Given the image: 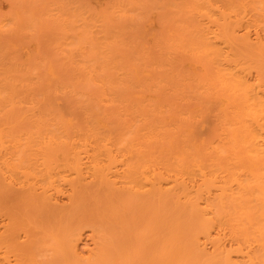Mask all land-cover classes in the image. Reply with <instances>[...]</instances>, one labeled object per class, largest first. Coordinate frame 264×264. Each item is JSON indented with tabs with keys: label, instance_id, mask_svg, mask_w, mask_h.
<instances>
[{
	"label": "bare ground",
	"instance_id": "1",
	"mask_svg": "<svg viewBox=\"0 0 264 264\" xmlns=\"http://www.w3.org/2000/svg\"><path fill=\"white\" fill-rule=\"evenodd\" d=\"M32 1L13 0L24 26H35L22 14ZM211 1H187L196 62L175 66L173 81L161 85L172 97L163 117V97L144 89V131L114 104L138 81L122 71L118 78V61L93 36H82L90 47L77 36L87 58L75 75L56 80L23 112L18 105L35 100L30 83L16 67L1 68L0 58V264H264V0H223L227 10ZM131 25L134 42L146 27L137 33ZM136 46L132 59L152 62L147 46ZM90 48L101 50L99 62Z\"/></svg>",
	"mask_w": 264,
	"mask_h": 264
},
{
	"label": "rangeland",
	"instance_id": "2",
	"mask_svg": "<svg viewBox=\"0 0 264 264\" xmlns=\"http://www.w3.org/2000/svg\"><path fill=\"white\" fill-rule=\"evenodd\" d=\"M17 1H20V0H17ZM52 1L51 0H37V1L33 0L30 3L27 2L26 9L25 11H22V14L23 15L31 14L30 18L34 20L35 26L32 27L31 24H33V22L31 23L30 21L29 22L30 26H28L27 24L28 22H26V26H28L26 27L23 25L21 19L18 17V9L13 4V0H0V21H1V24H0V58L2 60L1 68L8 67V66H11L12 68L13 66L16 67L18 71L20 72V76L24 80H26V82L30 83V91L32 93L31 96H35V100L32 97H27L25 102L20 103L18 105V107L21 109L20 110L21 112L25 110L35 109V103L36 105L39 104L38 100L44 96V92L47 91L49 86L53 84L56 80L60 78L66 81L75 75V73L77 72V67L82 64L81 62L82 56L86 57L82 53V52H85L86 54V51H87V50L85 51V49L84 51L82 50L83 48H86V45L84 47L85 43L83 44V42L85 41V38L87 36H85V38L82 37L85 32L86 33L85 35L88 34L87 38H89V40L91 39L90 37L93 36L92 39L94 38L96 40H99V42H102L104 46L102 47L104 48L102 49V51L104 52L106 50L104 54L106 55L108 54V57L111 55L114 58V59L111 58L110 60L109 59L110 57H109L108 59L104 60L106 55L105 56L101 55L103 61H106V60L112 61V59H113L112 63L113 62L116 63V61H118L117 64H115V67L117 65L118 66L117 70L119 71L118 69L119 67L122 68V70L117 72V70L115 71V69L112 68L113 73L115 72L118 73V78L120 76V72L122 71L124 72V74L121 73L122 77L125 75H128V76H125L126 77L125 81L127 80H130V81L137 80L138 81L136 84L132 85L127 95H125L122 99L117 97L115 98V101H114V104L116 107H121L120 112L123 113V115H125V117L122 115L123 118H126L127 116L128 122L130 121L132 125L131 127H133L134 129L138 128L143 131L147 128V118L150 114L145 109L142 108V106L145 103L149 102L148 98L143 92L147 86H149V88L147 89L148 91L153 92V93L155 91L156 94H160L158 95L160 98L163 97L160 99L161 102L164 101L163 103H161L162 105L161 116L163 117L164 112L170 113V111L168 110L167 104L172 101V97L170 94L169 95L166 94L164 88H162L161 85L166 83V77H169V79L168 78L167 79L171 80L172 75L174 73L175 66H178V67L184 66V68L182 67V70H186L192 63L196 62V59L193 62L192 59H194L195 56L193 54L191 55L192 51L189 49L193 47L192 42H194L193 40L194 35L189 30L191 26L187 25L189 24V21L187 22L186 20L187 14L189 16L193 15L192 12L190 11L191 10V8L189 7L190 5L189 4L187 5L188 0L187 1L185 0H166L167 2L164 0H160L157 2L158 5L154 4V1L150 0L151 3L148 1L150 4L146 8L143 7L145 10L149 11V13L145 11L146 13H148V15H145V16H144V11L143 12H141L142 10L140 11L141 6L135 5L134 1H132L134 4L132 2L126 3V2H129V0L126 2L124 0L118 1L119 5L123 3L125 4V5L123 4L125 8L122 6L121 7L122 9L119 8L120 6L119 7L116 6L117 0L115 3H114V0H73L74 2L73 3L71 2L72 3L71 5L70 4L66 5L67 3L65 4L67 6L65 7L66 8L65 10L63 8L62 9L59 8V10H64V12L63 11L60 12L59 10H57L58 8L57 9L55 8V10L52 8V7H55L59 3L60 0H58V3L56 2L57 4L55 5L53 4L54 2L52 4L50 3ZM183 1L185 2V4L183 3ZM77 2L80 4V6L76 7L75 4ZM211 2L215 4H220V6L223 7V10H227L225 8H227L228 5L226 6L223 5V2H224L223 0H212ZM49 3L53 6H51ZM60 3L62 4V2ZM182 3L184 6H181ZM136 4H138V2H136ZM147 4L148 3H145V5ZM127 5L129 6L127 7ZM154 5H156L155 8H154ZM72 6H75V8ZM180 6L184 8L181 9ZM185 6L186 8L188 7L189 8L186 10ZM132 7L134 10L139 9V11H134ZM77 8H79L81 13L78 12L79 10ZM232 10L236 11L235 9L231 8L230 11L225 12V13H228L226 14V16L228 17L229 20H233L236 18L235 17L236 13L234 14ZM185 12H186V15H185ZM62 13L64 14L60 15ZM78 13H80L81 15L80 14L78 15ZM134 16L136 20L135 18L133 19ZM142 17H144L143 20H145V22H146V19L148 20L146 24L144 22H141L146 27V29L144 30L145 33L143 34L140 33V30L144 28L143 25L141 24L142 26L141 28V26H139L140 23L135 24L137 21L138 22L139 20L141 21ZM57 18L58 19L61 18L63 20V21H60L61 20L60 19L59 22L62 25L64 24V26L62 27H64L66 34L69 33L68 35H66L63 32V29L61 28V24L56 20ZM149 18L154 19V21ZM187 18L189 19V17ZM65 20L67 24L64 22ZM133 23L135 26L137 25L138 28L139 27L141 28V29L139 28L138 32H137L138 28L136 29V32L140 33L139 35L140 37L138 36L139 38L137 37V39H135L136 41H134L136 43H134L131 40L133 38L132 34L131 35L129 34V32L131 33L133 32L131 31L132 30L131 27L129 29L128 25H131V24L133 25ZM253 24L256 27L261 28L260 21H257L256 24L255 23ZM133 26L132 28L134 30L135 27ZM254 26L252 28L253 34H254L255 29H257ZM29 27H32V28H29ZM244 31H245L244 29H241L238 31V33L242 34ZM141 32H143V29L141 30ZM32 36H34L37 40L34 38L36 41L33 39V41L30 42L29 40L31 39ZM65 36H67V38ZM77 36L78 37L81 36V38L84 39V40L82 39L83 42L81 41V43H79L80 39L78 40ZM129 36H131L132 38H130ZM134 37L136 36L134 35ZM117 38H120L121 40L120 43H117L119 42L117 41L118 40ZM154 39L156 42V47L154 46L155 45ZM87 40L88 39H86L85 41L86 44L88 43ZM90 41L88 43L89 47L92 44V42L90 44ZM93 42L95 45L96 42L94 40ZM72 44L74 46L76 45L75 46L76 51L74 52L71 49H69L70 47L72 48L73 46ZM136 44L140 46L144 44V46H147L146 50H142L144 54L152 52L153 56H155L156 58H159V56L157 55L159 54L160 56L163 55L164 59L160 60L159 58L160 61L158 62L156 61L157 64H155L153 61L158 60V59H155L153 56L150 57L151 55L149 53L150 55L149 58H151L149 60L153 62L152 66H151L152 62L148 63L149 61L147 59L146 60L148 62L147 61H146L147 63L144 62L143 59H140L141 56L139 57V59H137L136 55H137L138 49L137 50L135 49L137 48ZM168 44L172 45L171 48H168L169 46ZM81 45L83 46L82 49H81L82 47ZM98 45L99 44L97 42L96 46ZM224 45L227 46V44H224ZM67 46L69 47L68 49L71 52L68 51ZM101 46L102 45H100V47ZM225 47L223 48V50L226 52L228 50V46L226 48ZM91 48L89 50H91ZM139 49L141 50V48ZM94 50L93 51L91 50L92 52L90 51V53L93 54V52H97L99 54V52L101 51L100 49L99 51L98 49H96L97 51H94ZM103 52L101 54H103ZM134 52L136 53V55L135 56L133 55V56L136 59H132V54H134ZM199 53L201 57L203 55V52L200 51ZM68 54H74V57L71 55L73 59H71L72 57L70 58V55ZM139 54H140V51H139ZM95 57L96 56L93 57L92 55L93 59L92 58L89 59V60H92L91 64L93 65H95L94 62H97V61L99 62L101 59L100 54H99L100 58H98L97 61H95ZM86 58H85V61L83 60L85 63H87L86 60H88ZM152 58L154 59L152 60ZM206 58H207V55H205V59L203 58V60L205 61L210 60L208 59L209 57L207 59ZM119 61H121L122 63L120 64ZM200 62L202 63L204 61H200ZM206 62L211 63L210 61H206ZM206 62L205 64H207ZM105 63L106 62H104V64ZM108 63L109 65H111L110 62ZM49 66H52V70H53L52 72H49ZM102 66L103 64L101 65V67ZM80 67H82V65ZM177 70L179 69L177 68ZM113 73H111L110 75L112 76ZM171 81H173V79ZM190 81L193 83L196 82L192 79ZM167 85L168 87L166 88L169 91L170 84H167ZM159 89L161 93H159L160 92ZM33 90L38 91V92L34 93ZM68 97L73 98L72 96H68ZM63 99H68V98L66 97ZM62 109L64 111V108ZM78 109H82V108H78ZM79 113H84V112H79ZM66 116L70 117L69 114H67ZM162 120L163 119H157L155 125L156 126L161 125ZM80 122H78V124ZM165 123H169V121H165ZM208 248L209 249L212 248L211 244H208Z\"/></svg>",
	"mask_w": 264,
	"mask_h": 264
}]
</instances>
